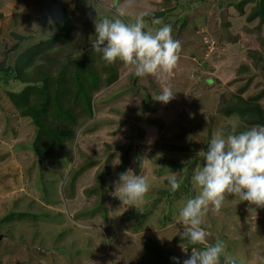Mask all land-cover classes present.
Returning <instances> with one entry per match:
<instances>
[{"label":"rangeland","instance_id":"1","mask_svg":"<svg viewBox=\"0 0 264 264\" xmlns=\"http://www.w3.org/2000/svg\"><path fill=\"white\" fill-rule=\"evenodd\" d=\"M261 14L264 0H0V264H183L202 249L181 235L179 209L197 194L192 176L215 133L264 125ZM141 15L145 30L160 19L182 45L167 104L154 99L156 78L85 48L95 21ZM56 75L66 115L39 124L64 133L59 143L40 134L48 151L38 159L36 127L9 93L30 88L35 108L33 81L49 98ZM129 169L150 183L138 209L111 195ZM202 227L208 244L224 243L221 264H264V208L229 197Z\"/></svg>","mask_w":264,"mask_h":264},{"label":"clouds","instance_id":"2","mask_svg":"<svg viewBox=\"0 0 264 264\" xmlns=\"http://www.w3.org/2000/svg\"><path fill=\"white\" fill-rule=\"evenodd\" d=\"M152 23L161 26L145 30L143 15L137 16L134 22L104 17L100 22L95 21L96 39L92 49L102 53L109 65L119 60L136 77L156 78L162 90L154 99L167 104L175 98L170 78L178 66L182 45L173 39L171 25L160 19ZM236 127L233 124L227 135L223 132L213 135L204 152L205 163L194 170L192 184L198 191L179 209L178 218L184 226L181 235L192 245L204 247L193 248L183 264H221L224 243L217 240L215 244H208V233L202 225L209 211L219 214L229 197L248 202L250 208H264V125L242 132H237ZM168 180L173 193L179 190L181 183L175 174ZM113 184L115 191L111 195L135 209L143 206L150 192L149 181L131 169L119 174ZM226 264H237V261L227 258Z\"/></svg>","mask_w":264,"mask_h":264},{"label":"trees","instance_id":"3","mask_svg":"<svg viewBox=\"0 0 264 264\" xmlns=\"http://www.w3.org/2000/svg\"><path fill=\"white\" fill-rule=\"evenodd\" d=\"M61 16L63 17V20H66V15H65V11L61 9ZM261 21L264 22V14L260 15ZM66 23V22H64ZM66 27H64L65 29ZM65 32V30H64ZM60 35V34H58ZM17 73V72H16ZM18 77L19 74L17 73ZM91 75V73H90ZM57 77H55V86L54 87V91H55V95H53L52 97H49L48 92L44 89L43 87L46 86V82L43 81H33V84H38L40 83V85L38 87H33V92L35 95V99H36V107L34 108L33 105L30 104V95H31V90L30 88H27L26 90H22L19 93L13 94V93H9V97H10V101H12L13 103L16 104V106L18 105L19 108H21L22 110H24L26 115H30V117L32 118V121L36 127V134L34 137V142L32 145V150L33 153L35 154V156L38 159H42L47 151H48V147L47 145H44V147L40 148L38 147V141L40 140V134H45L47 135V137H50V139L52 138V141H58V143L60 142L59 140V136L61 133H64V131H55V129L48 127V126H44L39 124V120L41 118L42 115L46 114V115H50L51 112H53L54 115L57 114H61V115H66V111L63 110L60 106V97H62L65 93H64V89H65V85L63 82V76L61 75H56ZM79 85V84H78ZM58 86V87H57ZM47 87V86H46ZM45 87V88H46ZM58 88V90H57ZM80 88H77L78 91ZM82 91L83 96V101H81V105L84 106L87 111H89V106H88V102H89V96L85 93L84 90L80 89ZM62 96H60V94H62ZM52 105L55 106V108H52ZM51 108L50 111H48ZM30 110V111H29ZM259 120V124H264V120H262V118L259 116L257 117ZM69 118L67 117L66 122H69ZM66 131V130H65ZM42 132V133H41ZM67 135H70V132L67 131ZM61 139V138H60Z\"/></svg>","mask_w":264,"mask_h":264},{"label":"water","instance_id":"4","mask_svg":"<svg viewBox=\"0 0 264 264\" xmlns=\"http://www.w3.org/2000/svg\"><path fill=\"white\" fill-rule=\"evenodd\" d=\"M88 46H92V42L89 43V44H87V45L85 46V48L88 47Z\"/></svg>","mask_w":264,"mask_h":264}]
</instances>
